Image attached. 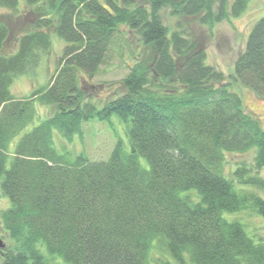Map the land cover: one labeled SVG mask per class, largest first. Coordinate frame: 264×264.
<instances>
[{
    "label": "trees",
    "instance_id": "1",
    "mask_svg": "<svg viewBox=\"0 0 264 264\" xmlns=\"http://www.w3.org/2000/svg\"><path fill=\"white\" fill-rule=\"evenodd\" d=\"M248 2L0 0L15 19L0 20V192L9 200L0 264H264V240L229 218L264 207V127L236 92L264 99V15L227 76L180 20L170 27L161 17L168 8L211 27ZM52 35L64 42L53 74L14 97L13 78ZM125 50L134 61L124 92L98 108L83 84L113 55L123 62ZM36 104L50 112L34 123ZM114 114L127 126L129 151L121 140L99 161L55 150L54 131L70 138ZM249 151L251 161L227 174L226 156Z\"/></svg>",
    "mask_w": 264,
    "mask_h": 264
},
{
    "label": "rangeland",
    "instance_id": "2",
    "mask_svg": "<svg viewBox=\"0 0 264 264\" xmlns=\"http://www.w3.org/2000/svg\"><path fill=\"white\" fill-rule=\"evenodd\" d=\"M20 4V10L22 8ZM264 15V0H249L245 11L235 18H229L220 22L214 23L211 27L200 24L195 17L176 18L169 15V9L164 8L161 11L163 22L170 27H173L177 20H180L181 26L185 29L190 37L197 40L200 46H203L208 54V62L217 69L221 70L224 75H229L233 72V63L238 53L243 49L247 33L253 23ZM0 20L15 21L14 17L5 10L0 8ZM11 24H14L11 23ZM17 32H20V26L17 23ZM23 31V29L21 30ZM51 45L47 51L39 53L36 57V62L29 63L25 70L17 74L10 86L12 95L16 98H21L29 95L32 91L43 86L49 77L53 74L56 59L60 55L63 40L57 35L51 36ZM134 47V46H133ZM8 49H13L10 44ZM121 58L113 55L111 58L102 64L98 73L87 79L84 85V92L90 96L99 108L102 104L124 92L122 79L128 73L127 64H132L134 59L126 50ZM126 63V64H125ZM243 102L244 111L256 117L264 127V99L255 96L250 90L244 87H237L236 91ZM38 112L37 119L45 117L50 108L36 104ZM19 138L16 137L13 143ZM118 140H121L122 147L125 151H129L130 143L127 134V126L116 115H112L109 121L91 120L84 122L80 132L73 134L70 138L63 137L57 131L53 132V145L58 153H65L74 157L78 154H83L89 160H105L108 158L111 150ZM68 153V154H67ZM253 152L249 151L245 154H228L226 159L225 170L229 171L235 166L234 162L245 163L251 161ZM139 162L143 167H147V160L143 156H138ZM264 199V193L261 194ZM9 200L2 196L0 192V211L8 207ZM230 219L241 220L245 223V230L249 236H253L254 240L261 238L264 240V218L254 209H247L237 214L229 216ZM0 238L5 245L9 244V240L5 231L0 224ZM163 244V243H162ZM165 258L166 259V254ZM186 262L188 258H184ZM158 263V261H154ZM48 264H66L60 257H52Z\"/></svg>",
    "mask_w": 264,
    "mask_h": 264
},
{
    "label": "water",
    "instance_id": "3",
    "mask_svg": "<svg viewBox=\"0 0 264 264\" xmlns=\"http://www.w3.org/2000/svg\"><path fill=\"white\" fill-rule=\"evenodd\" d=\"M261 215H262V217L264 218V207H263L262 210H261ZM4 246H5V245H4L3 241H2L1 238H0V249H2Z\"/></svg>",
    "mask_w": 264,
    "mask_h": 264
}]
</instances>
